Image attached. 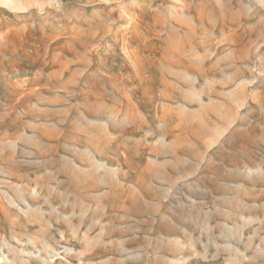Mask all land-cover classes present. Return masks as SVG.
<instances>
[{
	"label": "rangeland",
	"instance_id": "374dc122",
	"mask_svg": "<svg viewBox=\"0 0 264 264\" xmlns=\"http://www.w3.org/2000/svg\"><path fill=\"white\" fill-rule=\"evenodd\" d=\"M0 264H264V0H0Z\"/></svg>",
	"mask_w": 264,
	"mask_h": 264
}]
</instances>
